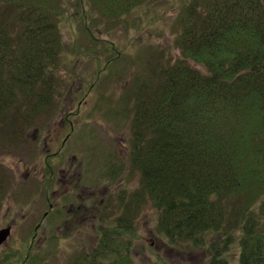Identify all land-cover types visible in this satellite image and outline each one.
<instances>
[{"label": "trees", "instance_id": "16d2710c", "mask_svg": "<svg viewBox=\"0 0 264 264\" xmlns=\"http://www.w3.org/2000/svg\"><path fill=\"white\" fill-rule=\"evenodd\" d=\"M66 1L0 0V130L7 137L32 127L61 92ZM74 1L84 17L95 10L113 18L149 0ZM182 15L181 56L146 60L117 111L130 114L131 147L107 174L122 177L128 161L140 184L104 200L94 240L69 264H139L136 224L150 205L153 231L168 250L203 253L206 264H264V0H190ZM85 28L92 30L86 21ZM4 184L0 175V205ZM33 246L0 264L52 263L53 250L43 259Z\"/></svg>", "mask_w": 264, "mask_h": 264}, {"label": "rangeland", "instance_id": "374dc122", "mask_svg": "<svg viewBox=\"0 0 264 264\" xmlns=\"http://www.w3.org/2000/svg\"><path fill=\"white\" fill-rule=\"evenodd\" d=\"M188 1L149 0L113 18L95 10L84 17L74 0L66 1L71 14L61 22V92L56 103L26 131L15 130L7 137L0 130V175L5 182L0 230L11 226L0 262L34 241L35 256L45 259L53 250V264H69L84 242L94 240L104 200L115 202L121 188L139 186V173L128 161L122 177L107 174L118 167L111 160L119 156L123 161L131 147L130 114L121 118L117 111L146 60L164 56L175 61L181 56L178 38ZM84 20L93 31L85 28ZM68 117L75 127L69 137ZM53 211H62V220ZM154 220L150 205L136 224L141 239L133 253L139 264H206L203 253L185 247L168 250L153 231Z\"/></svg>", "mask_w": 264, "mask_h": 264}, {"label": "water", "instance_id": "95a60500", "mask_svg": "<svg viewBox=\"0 0 264 264\" xmlns=\"http://www.w3.org/2000/svg\"><path fill=\"white\" fill-rule=\"evenodd\" d=\"M10 233H11L10 227L6 229H2L0 231V251H1L3 244L7 241V238L9 237Z\"/></svg>", "mask_w": 264, "mask_h": 264}, {"label": "flooded vegetation", "instance_id": "af4514ba", "mask_svg": "<svg viewBox=\"0 0 264 264\" xmlns=\"http://www.w3.org/2000/svg\"><path fill=\"white\" fill-rule=\"evenodd\" d=\"M71 125H72V129H74V126H73V123L72 122H69ZM88 210V209H87ZM71 213H73V212H71ZM62 215H64L63 213H62ZM46 216V215H45ZM76 218V217H75ZM39 225H37V227H38ZM1 231V230H0Z\"/></svg>", "mask_w": 264, "mask_h": 264}]
</instances>
